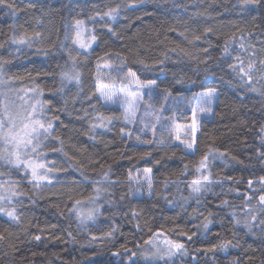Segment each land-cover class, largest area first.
Segmentation results:
<instances>
[{"label": "trees", "instance_id": "obj_1", "mask_svg": "<svg viewBox=\"0 0 264 264\" xmlns=\"http://www.w3.org/2000/svg\"><path fill=\"white\" fill-rule=\"evenodd\" d=\"M81 28L95 37L87 48ZM261 61L264 0H0V67L42 94L54 174L39 188L0 164L18 217L0 213V264H264ZM132 73L155 87L131 125L98 86L129 87ZM210 89L215 116L190 155L175 129ZM149 169L138 196L133 177ZM100 191L96 222L82 225L75 208ZM158 236L184 248L147 260Z\"/></svg>", "mask_w": 264, "mask_h": 264}, {"label": "rangeland", "instance_id": "obj_2", "mask_svg": "<svg viewBox=\"0 0 264 264\" xmlns=\"http://www.w3.org/2000/svg\"><path fill=\"white\" fill-rule=\"evenodd\" d=\"M78 40L80 46L81 43H83L85 45L84 48H87L92 43L91 33L81 28ZM0 69L2 68L0 67ZM153 87L155 86L143 83L135 75H132V83L126 88L99 85L98 97L105 108L122 110L128 123L132 125L142 111L143 102L147 93ZM208 93L209 91L199 94L194 106L191 123L189 125H179L175 129L177 143L183 147L187 154L190 155L195 154L201 125L204 122L212 121L215 116L219 94L218 92L213 91V95L209 96ZM109 96L111 99L107 98ZM0 101L2 104V113L0 117L6 119L4 111L6 105L8 111L12 115L18 113L21 118L31 110L32 106H35L38 112L42 110L43 115L40 118L44 121L45 125L50 121L46 115V109L40 91L36 88L23 87L12 80H9L3 69L0 71ZM37 101H39V103H37ZM194 120L195 126L193 127ZM17 123L19 124V120ZM193 138L195 139V144L192 148H188L186 143H191ZM47 140L48 138L45 139L42 137L40 147L37 148L36 152L28 151L26 153H20L21 160L28 161L33 165L37 163L43 164L44 168L37 169V176H46V179H34L32 176V169L27 167L26 164L17 166L15 163H8L5 159H0V164L7 168L23 170L24 174L29 177L30 181L39 188L40 186H46V183L50 182L54 177L53 172L50 170V163H48L45 156L42 155V147L47 143ZM13 151L14 149L11 144H5L0 140V154L8 156V154ZM8 159L14 161L15 156H8ZM133 183L136 194L141 196L144 190L149 191L151 188V172L145 171L135 175L133 177ZM0 197H3V199H0V208L6 210L0 211V213L6 217L13 218L6 214V212L13 211V205L16 198V191L11 183H0ZM102 197L103 193L100 191L97 193L94 200L75 208L74 213L79 218L82 225L93 224L96 222L100 210L99 201ZM175 252L176 249L173 247L171 241L164 236H158L154 241L149 243L143 251V256L147 260L158 262L172 259Z\"/></svg>", "mask_w": 264, "mask_h": 264}, {"label": "snow or ice", "instance_id": "obj_3", "mask_svg": "<svg viewBox=\"0 0 264 264\" xmlns=\"http://www.w3.org/2000/svg\"><path fill=\"white\" fill-rule=\"evenodd\" d=\"M250 2L255 3L256 0H250ZM8 7L12 8V5H8ZM114 11L115 10H111L109 13H107V15L110 16L113 15ZM81 23H82L81 21H77V25H80ZM77 36L79 37V33H77ZM92 39L94 40L95 37H92ZM197 39H199V37H197ZM17 42L23 43L24 40L23 38H21ZM81 47H85V45L81 43ZM241 47H243V45H241ZM261 63L264 64V61H261ZM253 67L254 65L250 62L248 64L247 71H245V69L241 67L239 69V72L243 73L245 76H249V73L251 72ZM0 71H2V69H0ZM132 75L134 76L135 74L132 73ZM250 78L251 77L249 76V79ZM213 91L214 90L210 89L208 95L209 96L213 95ZM107 98L111 99L110 96ZM37 103H39V101H37ZM4 111H5L6 119L0 117V140H2L5 144H11L13 146L14 151L12 153H9L8 156H15V160L13 161L11 159H8V156L4 154H0V159H5L7 160L8 163H15L17 166L21 164H26L27 167L32 169V176L34 179H41V180L46 179L47 178L46 176H37V169L44 168V165L40 163L33 165L28 161L21 160L20 153L21 152L26 153L28 151L36 152L37 148L40 147V141L42 137L46 139L47 136L50 134V131L53 127L52 122L49 121L47 125H45L44 121L40 118L43 115L42 110L38 112L35 106H32L31 110L28 111L27 114L23 116V118H21L18 113L16 115H12L8 111L7 105L5 106ZM18 120H19V124L17 123ZM194 126H195V120L193 121V127ZM194 144H195V139L193 138L191 143H186V146L188 148H192ZM204 160L205 161L207 160V156L204 157ZM201 163L202 166L206 167L203 161ZM146 171H150V169ZM203 179L208 180V177H203ZM192 183H193L194 191L199 192L200 191L199 185L201 184V181L194 180ZM249 183L251 184V181ZM0 199H3V197H0ZM260 201L262 204H264V196L260 197ZM0 211H6V210L4 208H0ZM6 214L10 217H13L14 219H18V217L15 215V210L11 212H6ZM253 219H255V217H253ZM262 223H264V221H262ZM207 226H208L207 224L204 225L205 228H207ZM3 238L4 237L0 235V239ZM188 238L191 239V237ZM35 239L39 240L40 237L36 236ZM171 243L176 250H180L184 248L183 244L175 243V242H171ZM223 247H226V245Z\"/></svg>", "mask_w": 264, "mask_h": 264}]
</instances>
